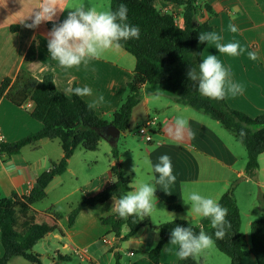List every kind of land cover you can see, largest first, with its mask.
<instances>
[{
    "label": "crops",
    "instance_id": "1",
    "mask_svg": "<svg viewBox=\"0 0 264 264\" xmlns=\"http://www.w3.org/2000/svg\"><path fill=\"white\" fill-rule=\"evenodd\" d=\"M101 2L65 0L62 6L72 8L84 4L96 8ZM40 3L41 0H0V86L5 78H15L21 70L38 79L52 74L57 88L68 97L73 95L70 91L72 88H91L92 95L83 96V99L90 106L94 105L92 108L101 117L111 122L113 113L127 94L128 83L133 79L135 57L120 48L106 52L100 59L90 60L87 65L81 64L70 69L60 67L51 59L47 48V33L51 30L49 22L35 29L26 28L21 23ZM157 6L163 12H173L178 25L184 27L183 8L180 5L162 1ZM68 11L66 9L60 13L57 21L64 20ZM198 19L201 23L212 25L213 32L222 37L221 43L239 42L246 49L241 55L229 56L219 53L215 44L209 42L203 51V59L209 54L216 55L230 71L231 80L243 86V94H228L225 97L228 105L252 118L263 115L264 0H201ZM26 22L31 23V20ZM229 25H235L238 31L233 33ZM33 45L36 56L27 59V53ZM248 51L256 52L258 58L249 59ZM100 96L104 100L96 104ZM33 107L31 102L24 107H17L6 98L1 99L0 132L6 143H16L43 128L42 123L30 114ZM139 108H142L143 124L150 118H157L153 127V141L146 142L150 148L131 146L128 150L131 154H119L118 158L113 154L114 148L109 147L108 153L102 157L95 154L99 149L89 152L79 148L69 160L67 170L48 185L47 197L32 206L35 213L51 209L62 213L60 231L45 236L35 246V251L41 255L42 264H115L117 253L121 255L120 264H148L149 252L160 241L158 225L181 220V217L194 225L201 221L202 217L191 211V202L188 200L191 192L218 202L233 188L242 215V229L258 220L254 219L258 213L264 214V153L259 157L257 177L252 179L245 172L242 152H237L224 137L220 130L223 126L218 121L174 102L167 95L149 96L144 92L130 122L135 120ZM177 117L188 120L194 137L185 132L183 139H177L168 133L169 126L174 125ZM103 140L110 144L113 141L106 137L104 131L100 146ZM163 154L171 157L173 174L176 176V182L168 189L169 192L155 183L154 177L158 178L159 174L152 167ZM63 155L59 140L41 139L17 154L0 156V198L28 195L37 178L49 170L53 162H59ZM113 165H119L124 173L131 176L132 191L143 183L156 187V199H153L154 208L150 214L151 226L141 228L125 241L117 238L112 227L102 222L103 218L116 213L113 197L104 203L83 207L74 224H69L73 207L101 192L114 181L110 172ZM70 179L73 180L71 184ZM238 179L242 182H237ZM257 200L261 204L255 215L244 207V203L251 206L257 204ZM174 204L180 205L182 211L172 212L168 206ZM127 232L125 227L122 236ZM244 234L247 237V233ZM105 239L109 242L105 243ZM177 250L178 245L170 244L169 238L160 264H178L180 259L176 255ZM3 253L0 227V258ZM58 255L69 256L70 260L58 262ZM197 259L201 260V264H214L215 260L222 258L211 247L200 253ZM9 264L34 263L23 257H14ZM223 264H226L224 259ZM242 264H245V260ZM247 264H257L255 257Z\"/></svg>",
    "mask_w": 264,
    "mask_h": 264
},
{
    "label": "trees",
    "instance_id": "2",
    "mask_svg": "<svg viewBox=\"0 0 264 264\" xmlns=\"http://www.w3.org/2000/svg\"><path fill=\"white\" fill-rule=\"evenodd\" d=\"M176 3L183 8L184 27L177 23L172 12H163L158 2ZM201 0H111L110 10L115 11L121 3L126 4L128 23L140 28V38L122 41L125 49L136 59L133 79L127 85V96L113 113L109 122L101 117L81 96L68 97L56 86L54 76L46 75L38 79L24 70L15 78H5L0 86V101L9 100L17 107L33 104L31 116L42 123L43 128L16 143L0 144V156L17 154L26 146L41 139L59 140L64 152L59 162H53L50 169L40 175L30 193L26 196L0 198V227L4 253L0 264H9L14 257H23L34 264H42L41 255L35 251L37 243L45 236L60 231L62 213L56 210L35 213L32 206L47 197L46 189L51 181L63 174L69 160L79 148L94 152L99 149L103 138V129L109 124L115 125L121 133L130 128V120L135 107L141 102L143 93L149 96L167 95L180 105L203 112L218 121L225 129L245 146L247 164L245 172L254 179L259 171V157L264 153V114L252 118L231 108L226 98L220 101L209 99L200 94L197 87L186 75L190 67L199 70L203 60V51L207 42L198 41L200 32H213L208 22H199L198 14ZM210 10V8L208 7ZM63 20H59L61 22ZM51 29L53 24L48 23ZM14 30V27H13ZM34 45L27 53V59H34ZM243 131L244 135L241 136ZM115 158L118 151L113 150ZM110 172L114 181L101 192L85 198L73 207L69 224L73 225L79 211L85 206L104 203L113 196L117 198L133 190V179L123 172L119 165H113ZM228 209L226 219L231 227L223 239L215 240L217 249L226 254L231 263L242 264L248 255H253L257 264H264V218L255 220L250 226L251 245L248 248L247 237L242 231V215L234 189L227 191L218 201ZM172 212H181L182 207L169 205ZM110 225L117 238L125 241L133 237L146 226H151L149 216H130L121 218L117 213L102 219ZM176 225L192 227L194 233L201 230L213 235L210 219L202 218L198 225L187 220H175L157 226L160 241L149 252L148 264H160L163 249ZM128 229L123 237L124 228ZM121 255L116 254V263L120 264ZM70 260L69 256H57V261ZM178 264H201L197 257L179 260Z\"/></svg>",
    "mask_w": 264,
    "mask_h": 264
},
{
    "label": "clouds",
    "instance_id": "3",
    "mask_svg": "<svg viewBox=\"0 0 264 264\" xmlns=\"http://www.w3.org/2000/svg\"><path fill=\"white\" fill-rule=\"evenodd\" d=\"M64 2L65 0H41L32 14L21 22L29 29H35L45 22L53 24L47 33V48L51 59L62 68L70 69L81 64L87 65L90 60L100 59L110 50L120 49L122 41L140 38L139 26L127 22L129 9L126 4L121 3L115 11H99L84 4L65 8L62 6ZM66 9L70 10L67 17L57 23L58 15ZM28 19L31 23L26 22ZM229 28L233 33L238 31L235 25H229ZM198 41L201 44L214 43L219 53L229 56H238L246 51L239 42L221 43L222 37L215 32H200ZM247 54L251 60L258 58L254 51H248ZM198 68L197 71L196 68L190 67L186 75L194 82L201 95L220 101L228 94L232 96L243 94V86L231 80L230 71L216 55L209 54L200 62ZM70 91L81 97L92 95V89L88 86L75 87ZM103 100L104 97L100 96L95 103H102ZM185 132L191 137L195 136L188 120L182 117H177L174 125L168 128V133L177 139H183ZM243 135L242 131L241 136ZM148 163L151 164V161ZM152 167L154 172L159 174L158 178L154 177L155 183L169 192L168 189L176 182L171 157L167 154L161 155L158 163ZM133 171L136 172V169L133 168ZM155 191L154 185L143 183L126 195L119 198L113 196L116 213L125 219L130 216H149L154 208ZM188 200L191 202V211L194 214L210 219L215 239L213 235L203 230L196 234L190 226L176 225L170 234V244L178 245L176 255L181 260L196 257L213 247L215 240L223 239L227 229L231 227L226 219L228 209L211 197L191 192Z\"/></svg>",
    "mask_w": 264,
    "mask_h": 264
},
{
    "label": "rangeland",
    "instance_id": "4",
    "mask_svg": "<svg viewBox=\"0 0 264 264\" xmlns=\"http://www.w3.org/2000/svg\"><path fill=\"white\" fill-rule=\"evenodd\" d=\"M109 1V2H108ZM110 3L111 0H102V2L98 5H96V9L99 11H106V10H110ZM65 17H67V14H65ZM128 93V92H127ZM127 96V94H126ZM142 108L137 109L136 115H135V120L130 122V128L126 131L120 134V136L113 140L110 144L109 141H104L102 145L100 146L99 150L97 152H95V154H98L99 156H105V154L108 153L109 147L111 149L116 148L118 151V155L121 154L122 156H124L125 154H131L128 153V150L131 148V146H134L136 148L138 147H144L147 146V143L144 139V137L139 133L140 128H142L145 123L143 124L142 120ZM154 118V117H153ZM109 119V118H108ZM154 127V126H153ZM222 130V134H224V137H226V139L229 141V143H231L233 145V147L237 150V152H242L243 156H244V165L246 167L247 164V151L245 146L235 137V135L233 133H231L230 131H228L227 129H225L224 127H220ZM150 148V147H148ZM94 154V153H93ZM129 156V155H127ZM73 182L72 179H70L69 183L71 184ZM237 182H242L241 179H238ZM52 198V196H51ZM261 204V202H259L257 200V204L255 205H251L249 206V203H244V207H246V209H250V211L252 212V214L257 215V211L259 212V205ZM254 219H261L264 218V214L262 213H258V216H254ZM243 232L247 233V243H248V248H250L251 245V241H250V227H246L243 226L242 229ZM214 248L215 252H217V254H219V256L222 258L220 260H215L214 264H223V259L226 262V264H230V258L220 252L217 247L214 246L212 247ZM197 257V256H196ZM253 255H248L244 258L245 260V264H247V262H251Z\"/></svg>",
    "mask_w": 264,
    "mask_h": 264
},
{
    "label": "built area",
    "instance_id": "5",
    "mask_svg": "<svg viewBox=\"0 0 264 264\" xmlns=\"http://www.w3.org/2000/svg\"><path fill=\"white\" fill-rule=\"evenodd\" d=\"M173 13V12H172ZM175 15V14H174ZM176 16V15H175ZM177 19V17H176ZM156 120L157 118L154 117V118H150L146 121L145 125L140 128V131L139 133L144 137L145 141L147 143H150L153 141V126L155 125L156 123ZM4 137L2 136L1 132H0V144L4 143ZM105 243H108L109 241L108 240H104Z\"/></svg>",
    "mask_w": 264,
    "mask_h": 264
},
{
    "label": "water",
    "instance_id": "6",
    "mask_svg": "<svg viewBox=\"0 0 264 264\" xmlns=\"http://www.w3.org/2000/svg\"><path fill=\"white\" fill-rule=\"evenodd\" d=\"M103 131L106 137H108L111 140L117 139L121 134V131L113 124H109L107 127L103 129Z\"/></svg>",
    "mask_w": 264,
    "mask_h": 264
}]
</instances>
